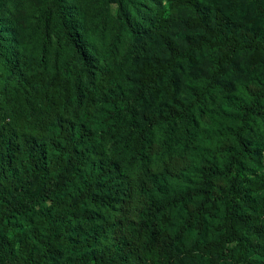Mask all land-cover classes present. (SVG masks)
Returning <instances> with one entry per match:
<instances>
[{
    "label": "trees",
    "instance_id": "16d2710c",
    "mask_svg": "<svg viewBox=\"0 0 264 264\" xmlns=\"http://www.w3.org/2000/svg\"><path fill=\"white\" fill-rule=\"evenodd\" d=\"M171 3L192 10L186 27L199 36L176 44L160 8L147 27L129 26L116 54L134 67L124 83L65 0L46 7L70 53L47 83L22 72L0 28V264H264L248 176L264 149V81L236 94L220 78L238 54L264 56V33L196 0ZM148 34L164 58L141 56ZM206 53L207 69L184 71Z\"/></svg>",
    "mask_w": 264,
    "mask_h": 264
},
{
    "label": "rangeland",
    "instance_id": "374dc122",
    "mask_svg": "<svg viewBox=\"0 0 264 264\" xmlns=\"http://www.w3.org/2000/svg\"><path fill=\"white\" fill-rule=\"evenodd\" d=\"M196 1L202 7L221 10L229 17L232 26L253 28L264 33V1L260 3V6L258 2L255 3L252 0ZM49 2L50 0H0V28L5 33L3 38L13 40V47L5 43V51L10 52L16 49L17 54L19 53V56L21 55L25 60V65L19 66L22 72L26 73V70L30 68L37 74L40 73L44 77V83L48 82L54 72L66 68L65 62L70 56L63 39H58L55 34V16L46 11ZM65 3L71 8L74 18L80 24L82 36H86L98 47L104 65L115 71L119 75L118 80L122 83L129 81L127 75L128 77L135 75L134 67H121L118 65L116 56L117 53L123 55L127 52L131 36L129 26L134 27V24L142 23V26L147 27L154 12L160 8L169 21L168 35L176 44L184 46L186 38L196 40L199 36L198 32L193 33L186 27L185 22L193 15L192 10L185 6L172 5L171 0H65ZM121 14L127 18L128 23L125 18L121 17ZM144 41L141 56L149 57L151 54H157L164 58L162 45L157 36L148 34ZM213 56L208 53L199 56L198 62L190 67L184 66V71L207 69L209 60ZM3 62L4 59L0 57V70L4 67ZM220 78L224 88L240 94L245 84H251L256 79L264 81V56L254 63L250 61L248 55L238 54L232 68L226 69L225 74ZM14 79L12 76L9 79L10 82H14L10 89L17 86ZM179 79L180 87L184 88L188 81L182 73ZM224 88L216 91L215 103L218 102L220 95L226 92ZM214 105V103L209 104V106ZM252 130L255 133L262 132L257 121L253 123ZM185 131L182 125L175 126L176 136H184ZM258 139L261 144L264 143V132ZM248 176L259 182V188L251 193L255 200L253 210L262 214L264 219V180H262V177L264 179V149L260 150L254 173ZM227 264L235 263L228 262Z\"/></svg>",
    "mask_w": 264,
    "mask_h": 264
}]
</instances>
